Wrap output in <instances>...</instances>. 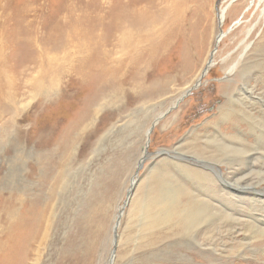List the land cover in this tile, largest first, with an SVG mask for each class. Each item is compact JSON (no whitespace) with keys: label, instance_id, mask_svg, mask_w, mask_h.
Here are the masks:
<instances>
[{"label":"rangeland","instance_id":"1","mask_svg":"<svg viewBox=\"0 0 264 264\" xmlns=\"http://www.w3.org/2000/svg\"><path fill=\"white\" fill-rule=\"evenodd\" d=\"M229 1L186 0L180 35L167 52L170 60L165 54L167 59L149 66L145 74L126 72V79L118 80L117 88L99 97L96 91L82 92L77 102L69 96L61 101L52 90L48 94L51 101L48 96L45 99L52 108L44 123L50 140L53 138L51 144L41 147L27 141L25 152L15 155V148L23 143L14 138V127L7 138L0 134V192H14L18 185L31 184L35 190L43 189L37 193L39 200L50 205L49 239L39 264H264V236L198 201L195 195L199 190L215 195L213 182L193 180L192 172L175 163L179 159L190 169L195 166L175 157L174 150L181 144L178 151L185 155L215 154L218 161L225 160L214 165L225 174L235 168L223 156V137L264 147V3L236 0L220 24V10ZM163 2L0 0V42L6 68L18 83L27 82L26 88L22 86V102L31 100L28 83L38 72L37 51L76 35L96 34L98 27H104L107 34L111 27H118V20L135 19L138 15L133 14L140 9L150 18L161 11L163 16L159 10ZM128 25L125 27H132ZM142 27L153 26L147 21ZM222 32L226 35L219 42L217 36ZM113 48L117 54L115 45ZM211 59L213 64L203 76ZM181 62L187 63L185 68L176 70ZM166 75L173 78L164 83ZM154 79L161 82L153 84ZM197 82L198 86L186 92ZM42 92H36V102L44 99ZM229 94L236 100L228 103L230 116L224 117L219 108ZM245 96H249L247 103L241 100ZM95 98L93 114H80L77 107L83 100L87 106ZM176 100H181L179 110L178 105L173 106ZM162 114L139 167L145 154L146 130ZM60 139L58 147L55 142ZM257 159L264 166V159ZM36 161L40 169L33 175L29 171ZM158 161L161 163L156 166ZM250 178L264 188L259 173ZM182 179L188 181L190 189L185 190L175 214L167 216L165 209L175 200L167 189L173 192L180 188ZM163 200L168 203L161 212L157 206ZM216 200L213 204L219 206ZM243 205V222L264 220L262 204L247 201Z\"/></svg>","mask_w":264,"mask_h":264},{"label":"bare ground","instance_id":"2","mask_svg":"<svg viewBox=\"0 0 264 264\" xmlns=\"http://www.w3.org/2000/svg\"><path fill=\"white\" fill-rule=\"evenodd\" d=\"M234 1L236 0H230L226 6L221 8L219 15L220 24H223L225 21L228 6ZM261 1L264 3V0ZM185 7L186 0H164L163 6L159 8V10H163V16H160L162 14L161 11L160 14H156V17L150 18L147 16L145 9H140L138 13L133 14L138 15L135 19L123 18L122 20H118V27H111L107 31V34L104 33L105 29L103 32L104 27H98L96 34L85 33L83 35H76V37L68 38L65 41L63 40L58 46L51 45L47 46L45 50L40 49L36 52L37 59L35 63L36 70L38 71L36 72L37 75L34 78L32 77L28 83L31 93V100H27L28 102H22V86L24 85L26 88L27 82L18 83L17 80H14L13 74L7 70L6 59L4 57L2 43L0 42V134H3L7 138L8 136L6 135L14 127V138L17 136L19 141L23 143V146L19 144V147L17 146L18 149L15 148V155L23 154L25 147L29 143H33L35 146L39 144L41 147L52 143L53 135L50 140V131L44 128V123L50 118L49 111L52 108V105L46 103L45 99H47L48 94L52 90L58 93L61 101L69 96L70 98L74 97L73 100L77 102L80 99L79 94L82 92L90 93L96 91L99 97L100 94L117 88V81L122 82L125 80L126 77L125 79L123 77L126 72L130 75H135L136 73L143 75L145 74L144 71L149 69V66L159 65L161 61L167 59V52L173 48L172 44L174 39L180 35ZM147 21L153 27H142ZM159 23H162L164 26L159 27ZM127 25L132 27H125ZM225 35L224 32L220 33L217 36V40L221 42ZM114 45L118 51L117 54H115ZM186 49L189 50L188 47ZM168 56L170 57V54ZM182 62L176 64L180 65L177 68L175 67L176 70L180 71L185 68L187 63ZM211 62L208 69L213 64ZM236 65L237 63L230 68V71H233ZM173 70L175 71V69ZM21 71H18L17 74L21 73ZM179 71L176 73H179ZM207 71V69L203 71V76ZM172 78L173 76L166 75L162 81L166 83V80H171ZM160 79L152 80L154 82L153 84L161 82ZM49 83H51L52 87ZM199 84L200 82H197L195 85L188 87L186 92H191ZM76 89L78 90L75 91ZM40 91H43L42 93L45 94V97L36 102L39 95H36V92ZM248 97L245 96L241 100L243 102L248 100L247 102H249ZM48 99L51 101V96H48ZM97 99L89 100L87 106H85L86 100H83L82 104L77 107L79 113H88V116L92 115L93 113L91 111L93 110L92 112H94L93 104L97 102ZM233 100H236L233 95H227L226 104L220 105L219 108L221 116H230L229 106L227 105ZM179 101L177 102L176 100L173 104V106L178 105V110L182 107V104L179 105ZM30 104L32 105L31 108ZM162 116L163 114L153 120L152 124L146 130V147L144 153H147L151 132L159 123L161 120L160 117ZM57 139L59 138L57 137ZM222 140L223 146L225 147L223 156L229 166L231 165L232 169L235 168L232 172L224 174L214 166L219 161L225 162V160L218 161L217 155L215 154L208 157H191L187 154L180 153L178 150L182 148L181 144L174 150L175 157L181 158V161L186 162V164H192L193 162L195 166L190 169L189 166L183 165V163L180 164L179 159L177 160L178 162L175 160V163H178L177 167L184 169L186 172L187 170L192 172L193 177L191 179L196 181L210 179L213 182L215 195L211 196L206 194L205 191L199 190L195 195L198 201L209 208L218 209L221 214L232 218L235 221L233 223H246L250 225L254 228L255 233L264 236L263 219L253 218L251 221L243 222L244 219L240 217L245 210L243 204L247 201L251 203L255 202L257 206L258 204L264 206V188L256 186L255 182L250 178L252 173L257 172L264 179V166L256 162L258 160L257 158L264 159V147L259 148V146L257 147L253 143L251 144V142L250 145L242 141L243 139L228 138V135L227 137H223ZM6 141L10 145V141ZM27 141L29 142L28 144ZM55 144L60 147L61 139L56 141ZM206 145L208 146V144ZM208 147L211 148L212 145ZM232 151L236 153L238 151L241 154H232ZM146 153L142 156L139 163H142L146 157ZM157 155V157L163 155V151ZM160 161L155 162L156 166L164 162L165 159ZM33 164L35 166L32 165L30 168V174L40 169L39 162L36 161ZM234 166H237V168ZM205 169L210 171V173ZM169 176L170 174L167 178H171ZM43 181L47 182V178H43ZM187 183L188 181L182 179L181 183H179L180 188L173 192L167 189L169 194L174 196L175 200L171 204L163 200L159 202L157 208L162 212L164 204L168 203L169 206L165 209V214L167 216L174 215L178 209L179 200L182 198L185 190L190 189V187H187ZM18 188L10 193L0 192V264H39L42 260L43 250L47 246L49 239L50 205L46 201L42 202V200H39L37 193L38 191L39 193L40 191L41 193L43 192L41 187L40 190H35V187H31L30 184L23 188H20L18 185ZM194 189L196 190V188ZM167 191L164 189L163 195H166ZM130 198L127 202H129ZM214 200L219 203V206L213 204ZM117 225H119V221H117ZM112 259L114 260V256H112Z\"/></svg>","mask_w":264,"mask_h":264},{"label":"water","instance_id":"3","mask_svg":"<svg viewBox=\"0 0 264 264\" xmlns=\"http://www.w3.org/2000/svg\"><path fill=\"white\" fill-rule=\"evenodd\" d=\"M209 62H211V60ZM206 69L208 70V66L206 67ZM141 165H142V163L140 162L139 167H141Z\"/></svg>","mask_w":264,"mask_h":264}]
</instances>
